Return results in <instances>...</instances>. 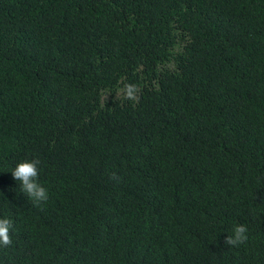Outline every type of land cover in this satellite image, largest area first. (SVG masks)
Instances as JSON below:
<instances>
[{"label": "trees", "instance_id": "16d2710c", "mask_svg": "<svg viewBox=\"0 0 264 264\" xmlns=\"http://www.w3.org/2000/svg\"><path fill=\"white\" fill-rule=\"evenodd\" d=\"M0 217V264H264V0H0Z\"/></svg>", "mask_w": 264, "mask_h": 264}, {"label": "clouds", "instance_id": "9594fccd", "mask_svg": "<svg viewBox=\"0 0 264 264\" xmlns=\"http://www.w3.org/2000/svg\"><path fill=\"white\" fill-rule=\"evenodd\" d=\"M132 90L129 89V95ZM40 160L38 158L24 159L15 164L10 170L15 181L19 182L20 190L32 201L43 203L49 199L47 188L39 181ZM14 225L10 218L0 217V246H7L11 243L10 233ZM248 227L245 224L237 223L233 226L227 236L225 243L236 247L247 242Z\"/></svg>", "mask_w": 264, "mask_h": 264}]
</instances>
